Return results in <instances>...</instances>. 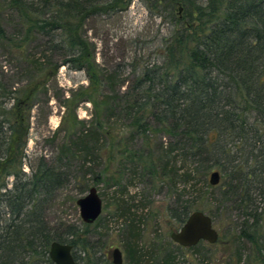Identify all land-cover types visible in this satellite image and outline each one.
Masks as SVG:
<instances>
[{"label":"trees","instance_id":"obj_1","mask_svg":"<svg viewBox=\"0 0 264 264\" xmlns=\"http://www.w3.org/2000/svg\"><path fill=\"white\" fill-rule=\"evenodd\" d=\"M4 1L16 14L23 37L18 44L0 19V40L18 47L42 36L55 51L64 52L63 64L73 62L75 70H86L92 82L86 99L119 111L130 120L131 134L142 138V147L130 148V158L134 155L152 178L164 172L174 188L178 183L195 188L193 171L185 169L193 162L196 174L219 194L218 210L238 214L239 236L264 263V0H143L152 15L169 23L170 31L161 59L133 65V83L115 96L104 91L107 78L95 62L85 25L90 18L128 9L133 0ZM28 66L39 72L46 68L39 61ZM44 86L31 78L24 87H10L0 75V264H54L49 254L53 241L72 244L81 264H111L110 254H99L104 245L96 248L86 239L90 224L84 230L52 226L47 220V198L61 183L60 167L43 159L31 164L30 172L24 169L31 111ZM94 94L103 98L97 101ZM95 117L91 123L111 134L102 117ZM66 119L73 128L86 127L76 114ZM98 128L82 133L92 138ZM154 135L160 136L159 144ZM180 161L183 165L177 167ZM215 170L221 181L211 185L208 175ZM179 202L171 214L182 226L194 208ZM129 209L120 213L126 257L142 263L140 230ZM203 210L214 219L211 209ZM162 254V261L152 258L144 264H175L172 250L162 249Z\"/></svg>","mask_w":264,"mask_h":264},{"label":"rangeland","instance_id":"obj_2","mask_svg":"<svg viewBox=\"0 0 264 264\" xmlns=\"http://www.w3.org/2000/svg\"><path fill=\"white\" fill-rule=\"evenodd\" d=\"M5 2L0 0V19L19 44L22 31L16 14ZM169 31V23L152 15L143 0H133L128 9L110 16L90 18L84 35L95 54V62L107 78L104 91L113 96L122 94L136 76L133 65H142L150 58L160 60L163 39ZM63 53L55 51L46 38L39 35L31 43L18 47L0 40V75L5 85L24 87L31 78L45 84L31 111L24 169L30 172V165H37L43 159L60 167L61 183L48 195L46 203L49 223L56 227L77 225L87 229L77 200L95 186L103 200V209L90 224L85 237L96 248L104 245L99 253L102 257L104 253L108 257L115 247H120L123 264H144L152 258L162 261V249H170L175 264H264L256 256L255 247L239 236L241 220L237 219L238 214L218 210L219 194L196 174L193 162H187L185 169L193 171L195 188L184 183L174 188L161 171L153 178L147 171L143 172L134 155L131 154L132 158L128 155L130 148L134 151L143 143L141 137L131 134L130 120L119 111H112L111 107L105 108L107 105L95 107L88 101L86 98L92 95L88 72L75 70L73 62L63 64L66 58ZM29 61H39V65L45 63L46 68L41 72L30 70ZM56 63L60 66L54 72L52 67ZM51 73L53 76H49ZM94 97L98 101L97 94ZM67 114H76L79 120L87 122L86 127L73 128L69 120H65ZM95 116L102 117L105 129L112 131L111 134L102 133L98 124L91 123V119L96 120ZM97 128L99 131L92 138L82 133L90 129L93 133ZM153 140L155 145L159 144L160 136L154 135ZM162 141L166 142V137ZM177 164L179 167L183 162ZM179 198L180 207L183 203L192 206L193 211L207 208L214 212L212 220L220 235L216 243L200 241L195 248H181L171 239V233L181 227L171 214ZM117 206L124 211L130 208L129 212L135 217L140 230L139 246L144 253L142 263L126 257L125 218L120 214L123 208Z\"/></svg>","mask_w":264,"mask_h":264},{"label":"water","instance_id":"obj_3","mask_svg":"<svg viewBox=\"0 0 264 264\" xmlns=\"http://www.w3.org/2000/svg\"><path fill=\"white\" fill-rule=\"evenodd\" d=\"M221 181V173L218 170L212 171L209 175L211 185H217ZM80 207L81 217L84 223L91 224L101 215L103 200L98 189L93 186L89 193L77 200ZM219 231L214 226L212 217L201 210H195L189 214L186 221L177 230L171 233V239L183 246L191 247L200 241L216 243L219 240ZM50 257L54 264H81L73 255V245L53 241L50 245ZM113 264H123L124 255L120 247L111 251Z\"/></svg>","mask_w":264,"mask_h":264}]
</instances>
